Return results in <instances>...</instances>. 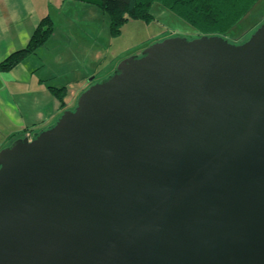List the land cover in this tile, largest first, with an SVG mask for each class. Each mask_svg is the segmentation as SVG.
I'll use <instances>...</instances> for the list:
<instances>
[{
	"label": "water",
	"instance_id": "obj_1",
	"mask_svg": "<svg viewBox=\"0 0 264 264\" xmlns=\"http://www.w3.org/2000/svg\"><path fill=\"white\" fill-rule=\"evenodd\" d=\"M0 264H264V23L152 43L1 149Z\"/></svg>",
	"mask_w": 264,
	"mask_h": 264
},
{
	"label": "crops",
	"instance_id": "obj_2",
	"mask_svg": "<svg viewBox=\"0 0 264 264\" xmlns=\"http://www.w3.org/2000/svg\"><path fill=\"white\" fill-rule=\"evenodd\" d=\"M98 15L94 6L74 0H0V62L27 45L41 19L52 22V34L42 47L0 72V134H5L0 149L51 126L69 110L66 97L62 110L48 88L73 89L94 74L100 56L95 45L105 30Z\"/></svg>",
	"mask_w": 264,
	"mask_h": 264
},
{
	"label": "trees",
	"instance_id": "obj_3",
	"mask_svg": "<svg viewBox=\"0 0 264 264\" xmlns=\"http://www.w3.org/2000/svg\"><path fill=\"white\" fill-rule=\"evenodd\" d=\"M92 5L107 13L112 36L128 20L153 21L150 9L158 3L174 16L193 28L199 36L224 37L252 10L259 0H74ZM52 34V22L48 17L40 20L27 45L11 53L0 62V72H7L21 63L28 55L42 47ZM58 100L60 108H65V88H48Z\"/></svg>",
	"mask_w": 264,
	"mask_h": 264
},
{
	"label": "rangeland",
	"instance_id": "obj_4",
	"mask_svg": "<svg viewBox=\"0 0 264 264\" xmlns=\"http://www.w3.org/2000/svg\"><path fill=\"white\" fill-rule=\"evenodd\" d=\"M253 10L247 15L242 23L232 28L223 38L232 45H240L248 40L255 30L264 23V0H259ZM99 17L100 25L105 20V30L101 35L96 51L100 56L94 62V74H91L85 81H80L66 90V103H70L67 109L72 110L76 104L78 96L92 84L104 80L108 77L117 64L125 58L140 54L152 43L160 42L167 38L181 37L192 40L200 37L199 34L185 22L174 16L160 4L155 3L150 9L153 21L145 23L140 20H128L120 28L116 36H112L109 30V17L107 13L94 7ZM99 10V11H98ZM97 18V19H98ZM98 27V24H96ZM96 30H94L96 35ZM97 41V39H96ZM88 82V83H87ZM83 87H86L80 92ZM73 90V91H71ZM75 90V91H74ZM78 91V92H77ZM77 93V94H76ZM75 94V95H74ZM74 95V96H73ZM5 134H0V143ZM13 143L10 142L7 147ZM6 148V147H5ZM1 150V149H0Z\"/></svg>",
	"mask_w": 264,
	"mask_h": 264
}]
</instances>
